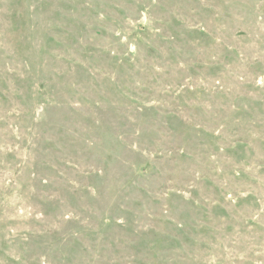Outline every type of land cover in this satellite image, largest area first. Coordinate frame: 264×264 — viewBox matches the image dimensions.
Instances as JSON below:
<instances>
[{
    "label": "rangeland",
    "instance_id": "obj_1",
    "mask_svg": "<svg viewBox=\"0 0 264 264\" xmlns=\"http://www.w3.org/2000/svg\"><path fill=\"white\" fill-rule=\"evenodd\" d=\"M0 264H264V0H0Z\"/></svg>",
    "mask_w": 264,
    "mask_h": 264
}]
</instances>
